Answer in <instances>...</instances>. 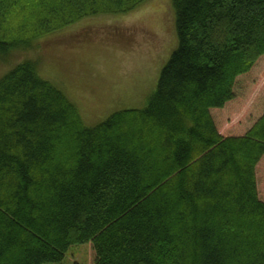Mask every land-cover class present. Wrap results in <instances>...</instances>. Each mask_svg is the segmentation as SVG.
I'll list each match as a JSON object with an SVG mask.
<instances>
[{
    "label": "trees",
    "instance_id": "1",
    "mask_svg": "<svg viewBox=\"0 0 264 264\" xmlns=\"http://www.w3.org/2000/svg\"><path fill=\"white\" fill-rule=\"evenodd\" d=\"M149 0H0V61ZM179 44L142 108L95 126L25 60L0 78V264L92 243L95 264H264V113L220 134L212 109L264 55V0H173Z\"/></svg>",
    "mask_w": 264,
    "mask_h": 264
},
{
    "label": "rangeland",
    "instance_id": "2",
    "mask_svg": "<svg viewBox=\"0 0 264 264\" xmlns=\"http://www.w3.org/2000/svg\"><path fill=\"white\" fill-rule=\"evenodd\" d=\"M178 44L173 0H149L126 14L86 17L32 48L14 50L0 61V78L22 61H36L41 76L66 93L86 125L95 126L116 111L144 107ZM235 92L223 108L212 109L224 136L245 134L264 112V55L238 77ZM256 176L264 200V156ZM95 256L92 243H81L47 264H95Z\"/></svg>",
    "mask_w": 264,
    "mask_h": 264
},
{
    "label": "bare ground",
    "instance_id": "3",
    "mask_svg": "<svg viewBox=\"0 0 264 264\" xmlns=\"http://www.w3.org/2000/svg\"><path fill=\"white\" fill-rule=\"evenodd\" d=\"M228 102H229V101H228ZM228 102H227V103H228ZM227 103H226V104H227ZM263 113H264V112H263ZM212 115H213V114H212ZM219 132H220V131H219ZM220 134H221V133H220Z\"/></svg>",
    "mask_w": 264,
    "mask_h": 264
}]
</instances>
